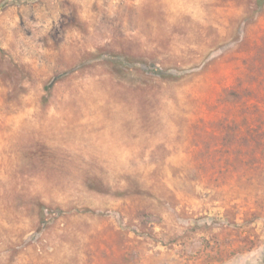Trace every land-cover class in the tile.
I'll use <instances>...</instances> for the list:
<instances>
[{"label": "rangeland", "instance_id": "obj_1", "mask_svg": "<svg viewBox=\"0 0 264 264\" xmlns=\"http://www.w3.org/2000/svg\"><path fill=\"white\" fill-rule=\"evenodd\" d=\"M259 1L0 0V264H264Z\"/></svg>", "mask_w": 264, "mask_h": 264}, {"label": "trees", "instance_id": "obj_2", "mask_svg": "<svg viewBox=\"0 0 264 264\" xmlns=\"http://www.w3.org/2000/svg\"><path fill=\"white\" fill-rule=\"evenodd\" d=\"M259 5L263 6L264 5V0L259 1ZM237 92L235 90H231L230 94H236Z\"/></svg>", "mask_w": 264, "mask_h": 264}]
</instances>
